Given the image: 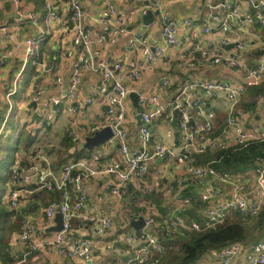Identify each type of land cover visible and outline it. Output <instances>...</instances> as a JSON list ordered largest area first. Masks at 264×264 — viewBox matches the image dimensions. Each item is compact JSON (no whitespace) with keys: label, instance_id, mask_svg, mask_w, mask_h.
Segmentation results:
<instances>
[{"label":"built area","instance_id":"1","mask_svg":"<svg viewBox=\"0 0 264 264\" xmlns=\"http://www.w3.org/2000/svg\"><path fill=\"white\" fill-rule=\"evenodd\" d=\"M6 1L11 4L13 13L11 24L5 19L0 22V94L6 105L0 120V138L8 121L16 115L13 98L20 92L23 74L30 69L33 86L28 103L33 105L27 110V129H44L59 114L83 113L87 106L96 102L105 109L92 123L79 129L70 123L68 135L73 145L78 141L84 142L86 136H92L102 128L111 130V136L90 150L87 156L69 158L59 173L54 172L47 149L15 150L6 184V203L10 211L16 212L22 198L38 191L55 189L58 197L43 209L41 221L46 231L43 236L35 234L29 214L23 212L18 215V232L8 248L10 255L18 257L16 252L27 248L29 253H57L78 261V264H159L160 258L170 248L160 234L171 237L182 230H215L233 213L253 218L264 209V161L252 163L248 172H229L215 165L220 161L216 157L219 152L230 148L245 149L250 144L264 141V120L246 125L244 118L238 116L240 113L243 116L253 114L249 107L238 105L248 89L264 82V47L263 53L249 62L243 55L249 44L245 37L247 29L256 24L264 26V0H246L249 10L243 13L230 0H221L215 5H212V0H203L202 8L208 10L202 23L203 33L218 32L224 37L220 38L219 46L202 48L201 41H198L192 49L197 51L199 63L208 68L224 69L227 66V71L237 80L187 75L182 81L175 82L163 74L152 92L136 88L144 71L159 58L169 61V64L177 60L178 55L170 61L169 49L178 44L180 26L191 28L201 17L179 22L164 9L161 0H137L139 6L121 10L103 0L98 19L102 29L92 38L83 24L86 13L79 0H66V17L60 15V6L54 0H43V16L35 10H25L22 0ZM217 8L219 12L215 11ZM148 9L158 11L160 40L155 45L140 29L129 28L133 17L144 14ZM235 22L237 29L233 31ZM20 23L34 26L35 33L21 34L15 28ZM53 23L57 27L55 31L60 34H72V47L64 50V56L70 60L71 74L65 87L62 76L54 75V84L59 89L56 94L44 82L45 77L53 72V66L48 64L49 52L42 49V43L52 34ZM124 35L128 37L127 46L138 51L135 58L127 60L101 55L102 49ZM228 44L233 45L232 49L224 51ZM179 60L190 67L199 65L192 58ZM9 64H14L16 70L9 79H2V72ZM87 72L98 74L99 81L90 88L86 97L80 98L77 93ZM174 84L175 91L171 93ZM131 92L138 95L143 120V124L137 125L136 141L132 146L127 129L129 122L136 123L134 107L129 99ZM218 101L225 103L224 124L217 119ZM21 130L22 127H17L18 134ZM77 130L82 134L81 139H78ZM112 149L118 154V159L111 156ZM203 157L206 158L201 159ZM170 166L179 169V174L163 183ZM246 173L250 174L249 181L245 179ZM147 175L155 180L154 183L151 180V189L145 188L147 185H139ZM97 176H105V181L95 195L96 202L121 201L129 186L146 192L159 190L166 213L159 214L152 203L143 199L136 203L134 209L126 210L127 219L118 222L113 217L118 212L115 207L108 213L90 209L82 181ZM132 182L138 185H129ZM191 186L193 190H190ZM197 209L202 222L193 217ZM56 213L61 216L62 228L48 231L55 224ZM138 217L144 219L139 237L128 229L105 245L110 250L115 242L124 241L131 248L126 259L113 256L103 263L94 260V239L75 234L73 227L74 220L89 223L94 234L103 237L109 235L116 223L126 226ZM147 227L151 229L147 230ZM214 253L212 264H264V238L256 242H230ZM13 264H25V259Z\"/></svg>","mask_w":264,"mask_h":264},{"label":"crops","instance_id":"2","mask_svg":"<svg viewBox=\"0 0 264 264\" xmlns=\"http://www.w3.org/2000/svg\"><path fill=\"white\" fill-rule=\"evenodd\" d=\"M23 6L25 10H35L37 13L41 16L44 14V3L43 0H22ZM82 4V7L86 13L83 24L87 31L89 32L90 36L92 38H95L102 29V24L99 22V16L101 13V10L103 8V0H79ZM108 2L114 4L118 10L121 9H131L135 8L140 5V2L137 0H107ZM218 1L221 0H212V5H215ZM241 13L249 10V6L247 4L246 0H230ZM55 4L57 6H60L59 12L62 17L67 16V8H66V0H54ZM162 5L165 10H167L172 17H174L177 21L181 22L183 19L186 18H194V17H201L200 21L196 24H193L191 28L180 26L179 33H178V44L175 47H171L169 49V54L171 55V60H174V58L178 55L179 58L183 59H190L196 63H199V57L197 51H194L192 49L193 46H195L198 41L200 42V45L202 48H211L214 46L220 45V38L224 37L222 33L213 32V34H204L202 30V23H204V19L206 18V14L208 13V10L206 8H202L203 0H161ZM214 10L213 8L211 9ZM216 12H219V9L217 8L215 10ZM12 6L11 4L6 0H0V22H3L7 20L12 23ZM42 24V21H41ZM233 31L237 29L236 22L233 24ZM15 28L21 33V34H33L35 33V27L31 24L27 23H20V25L15 26ZM129 28L131 29H137L141 30L144 35L148 38L150 43L152 45H155L160 40V25L158 22L157 15L155 16L154 20L147 25L146 28L143 27L141 15L137 14L133 17L132 21L129 24ZM57 29L56 24L53 23V30L51 36L42 43V49L44 51H48L50 54V59L48 61V64L53 66V72L48 74L45 77V81L49 89H51V92L53 94H56L59 92V89L57 86H55L53 78L55 74H60L63 78V87H65L68 83L70 74H71V67H70V60L64 56V50L70 49L72 47L71 45V39L72 34L70 32H65L60 34L58 31H55ZM249 30V31H248ZM248 33H245V37L248 39L249 44L244 51V56L247 58L248 62L253 60L254 58L259 57L263 53V47H264V26L256 24L254 27L247 29ZM196 33V34H194ZM226 36H233L227 35ZM127 35L120 36L117 41L113 44L107 45L104 49L101 51V55L106 58H115V57H123L127 60L133 59L137 56L138 51L132 50L127 45ZM232 48L226 49L223 48L224 51H230ZM233 53V50H232ZM179 58L175 61H172L171 64H169V61H166L165 59L159 58L156 60L155 64L151 67L147 68V70L144 71L142 78L140 79L139 84L136 86L137 89L145 92H152L154 89L158 86L159 83V77L163 74H167L170 76V78L174 79L175 82L182 81L187 75L192 76L193 78H202V79H229L232 81L237 80L234 78L227 70V66H224V69H218V68H208L203 63H199V65L195 67L187 66L186 63H182ZM16 70V66L14 64H9L2 72L3 76L2 79H9L11 77V74ZM31 75L32 70H28L23 74V82L21 84L20 92L16 94L17 97L16 102V115L12 119L13 124L16 127H22V131H25L29 136L27 138V146L25 145L24 151L29 152L32 149H35L37 146L38 148L47 149L50 158L53 157L54 151L57 150V147L60 142H62L61 138L62 136H66V130L71 124H74V126L79 129L82 128L89 123H92L97 115L102 112L105 107L101 106L98 103H93L90 106L86 107V110H84L83 113H61L59 114L54 121L51 123L50 126L45 127L44 129L39 130L38 127L33 128L31 131L30 129H27V113H28V100L29 96L32 90V83H31ZM99 81V75L94 72H87L85 73V76L83 78V81L80 85V88L78 90V96L86 97L90 91V88L95 85ZM175 84L170 89L171 93L175 91ZM264 90V82L253 89ZM251 92L250 90H247L245 94L242 96V99L239 103V107H249V109H252L253 114L251 116H246L240 113V118H244V123L246 125L249 124H258L261 123L264 120V95L261 96L259 94H256L255 97L250 96ZM14 96V97H15ZM217 105L219 106V110L217 111V119L219 122H225V114H224V107L225 103L223 101H218ZM6 110V105L3 99V95L0 94V118L3 117L4 112ZM11 120V119H10ZM128 135L130 138V144L131 146L134 145L136 141V131L138 129L137 124L134 122H129L128 126ZM29 130V132H28ZM19 133V134H20ZM35 133V135H34ZM59 136L58 139L54 136ZM77 136L78 139H81L82 134L79 133V130H77ZM55 138V139H54ZM36 139V140H35ZM63 140H66V137L63 138ZM82 143L78 141L75 145H69L68 149L69 152L71 151L76 152V149L82 148ZM85 150V149H84ZM82 156H87L84 151H81ZM111 156H113L115 159H118L119 156L115 152L114 149H112ZM71 158V157H70ZM74 158V156H72ZM52 168L55 173H59L61 166L57 165L52 161ZM59 166V167H58ZM251 169H246L243 172H248ZM179 169L174 168L173 166H170L169 169L166 171V178H163V183L167 180L173 179L176 175L179 174ZM8 175H5L4 178V186H5V196L7 197V181H8ZM145 180L142 181L139 185H147L145 188L151 189V185L155 182V180L152 178L151 175H147ZM153 179V183L151 180ZM245 179L249 181L250 174L245 175ZM105 181V176H97V177H90L87 179H84L82 181L84 188L87 192L88 196V202H89V208L93 210H103L104 212L108 213L112 207H115L118 209V212L113 215L115 221H119L120 219H127L126 210L128 208L134 209L131 204L132 199L134 196L133 194L135 192H139L142 194V198L146 197L145 192L143 189H137L133 188V186H129V191L123 196V200L117 201H105L103 203H98L95 201V195L98 192L101 185H103ZM129 185H138L135 182L130 183ZM190 190H193V186L190 187ZM48 193L50 200L45 204L41 205L40 203L36 204L37 206L34 207L33 202L37 199L38 195L41 193ZM153 192V198L151 201L146 198V201H149L153 204L155 209L158 211L159 214L163 215L166 213V210L163 206V198L162 195H155L157 192L156 190H152ZM188 192V191H187ZM148 193V192H146ZM54 194H57L56 197H58V192L55 189L52 190H44V191H38L28 198H22L20 201V207L15 213L17 216L24 213H27L30 215V218L33 222L34 226V232L37 236H43L46 231L42 228V216H43V209L44 207L52 200L54 199ZM151 195V194H149ZM148 195V196H149ZM134 199V198H133ZM138 199V198H135ZM140 201V200H139ZM137 201V202H139ZM136 202V203H137ZM141 203V202H140ZM6 204V203H5ZM140 205V204H138ZM7 206V204H6ZM8 207V206H7ZM35 208L34 210H31V208ZM197 208V207H196ZM195 214L193 217H195L197 220L202 222L201 215L199 213V209L194 210ZM73 227L75 234L91 237L94 239L95 242V249L93 252L94 260L98 263L106 262L107 260H110L113 256L117 257H126L131 252V248L127 243L124 241L115 242L114 247H112L110 250H107L105 248V245L107 243H110V241L114 240L115 236L120 232H126L128 229L130 231H134L129 224L126 226H121L119 223H116L112 231L109 233V235L99 237L94 234L93 226L89 223L80 222V221H73ZM17 232H18V224H17ZM15 238V235L12 234L10 238V243L12 244L13 239ZM9 243V248L11 247V244ZM15 256H18L16 258V261L25 259V264L32 263V264H78V261L76 260H70L67 258H64L57 253H29L27 248L19 249ZM215 260V253L212 251L209 254H206L203 258L196 261L195 264H212ZM15 261V262H16Z\"/></svg>","mask_w":264,"mask_h":264},{"label":"trees","instance_id":"3","mask_svg":"<svg viewBox=\"0 0 264 264\" xmlns=\"http://www.w3.org/2000/svg\"><path fill=\"white\" fill-rule=\"evenodd\" d=\"M253 88L248 89L251 92L250 96L255 97L256 94L264 95V90ZM81 151H84L86 154L90 152L78 148L76 152H73L72 156L74 158H71L76 159L82 156ZM216 157L220 158V161L215 164L216 167L229 172L244 171L251 167V164L255 161H264V141L250 144L245 149L230 148L217 153ZM56 196L57 194H54L55 198ZM252 219H254L252 228H247L245 224ZM159 236L163 242L170 246L167 252L160 258L159 264H192L203 258L206 254L216 251L221 246L230 242H256L263 239L264 209L253 218L244 214L233 213L215 230L201 232L182 230L171 237H165L162 234ZM8 248V242H0V264L13 263L15 258H17L10 255Z\"/></svg>","mask_w":264,"mask_h":264},{"label":"rangeland","instance_id":"4","mask_svg":"<svg viewBox=\"0 0 264 264\" xmlns=\"http://www.w3.org/2000/svg\"><path fill=\"white\" fill-rule=\"evenodd\" d=\"M16 96L13 98L16 100ZM29 132V131H28ZM66 136H62L59 144L57 147V150L54 151L52 161H54L55 164L61 166L64 164L70 157H72L73 153L69 152V145H73V142L71 141L69 135H68V129L66 130ZM35 135V133H34ZM28 134L25 131H22V133H17V127L13 124L12 120H9L4 128V133L0 138V242L1 243H7L9 247V241L12 236V234L16 235L17 233V224H18V216L10 212V209L6 206V196H5V186H4V178L5 175L8 174L9 168L13 162V156L15 153V150H24L25 145L27 144V138ZM56 139L59 138V136H54ZM66 137V140L64 141L63 138ZM69 138V139H68ZM55 139V138H54ZM36 140V139H35ZM27 146V145H26ZM38 148V146L36 147ZM58 166V167H59ZM135 188V187H133ZM138 192H135L133 194V198L131 204L132 207L135 208L136 202L146 198H153V192H145L144 198H142V194L137 190ZM157 192L155 195H162V193L159 190H156ZM151 194V195H149ZM153 194V195H152ZM149 195V196H148ZM138 198V199H135ZM163 198V197H162ZM151 199H149L151 201ZM50 200L49 194L44 192L38 195L37 199L34 200L33 206L36 207L38 203L41 205H45ZM6 203V204H5ZM31 208V210H34L35 208ZM254 219L247 221L245 226L247 228H252ZM16 261V260H15ZM14 261V262H15ZM13 262V263H14ZM12 263V262H11ZM8 263V264H11ZM12 263V264H13ZM28 264H32L31 262Z\"/></svg>","mask_w":264,"mask_h":264},{"label":"water","instance_id":"5","mask_svg":"<svg viewBox=\"0 0 264 264\" xmlns=\"http://www.w3.org/2000/svg\"><path fill=\"white\" fill-rule=\"evenodd\" d=\"M145 3V1L143 2ZM158 14V11H152L151 9L146 10L144 14L141 15V20L143 27L146 28L149 23H151L155 16ZM233 45L228 44L225 46L226 49L231 48ZM137 93L131 92L129 93V99L131 100V103L134 107L133 114L136 118V124L140 125L143 124V120L141 118L140 112L142 111V107L138 105L137 102ZM33 103H30L28 107L32 106ZM176 111H174V115L176 116ZM172 125L175 127V120H173ZM111 136V130L109 127L102 128L101 130L96 131L92 136H86L84 139V142L82 143V147L87 150H93L94 148L98 147L104 140H106L108 137ZM175 137H177V133H175ZM118 146V145H117ZM55 224L51 227H49L48 231H57L62 228V220L59 213L55 214L54 218ZM144 225V219L143 217H138L136 220H131L129 222V226L134 230V234L139 237L140 236V228ZM151 227H147V230H150ZM123 259H126L125 257Z\"/></svg>","mask_w":264,"mask_h":264}]
</instances>
